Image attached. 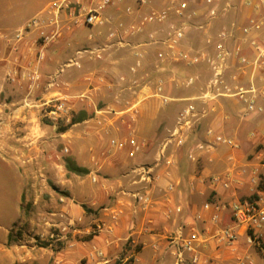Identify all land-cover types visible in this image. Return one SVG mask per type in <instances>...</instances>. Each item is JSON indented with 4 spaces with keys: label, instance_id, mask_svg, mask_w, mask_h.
Here are the masks:
<instances>
[{
    "label": "crops",
    "instance_id": "0c3cea01",
    "mask_svg": "<svg viewBox=\"0 0 264 264\" xmlns=\"http://www.w3.org/2000/svg\"><path fill=\"white\" fill-rule=\"evenodd\" d=\"M242 12L244 19L252 10ZM235 15L232 12L230 17ZM244 47L246 54L255 58L256 52ZM53 54L36 40H24L14 52L8 40L0 38V173L6 174L9 195L0 200V264H50L53 258L57 264H97L98 251L112 262L134 257L133 264H176L166 238L188 223L205 232L207 243L200 249L203 255L215 264H237L235 255L214 238L217 228L230 224L231 213L224 212L221 223L214 224L204 205L250 197L256 191L255 182H264V151L255 152L260 145L264 147V113L245 116L244 105L236 99L212 102L208 117L196 127L186 147L170 146L167 158L172 163L167 164L166 160L157 161L165 138L156 152H146L152 146L144 135V123L159 124L163 118L156 104L144 101L135 116L125 110L113 123L120 127L119 140L132 135L145 144L142 150L131 157L130 147L117 150L110 146L111 136L117 134L110 123L116 117L104 124L109 133L97 132L93 122L87 121L86 133L72 135L70 157L88 173H72L56 148L61 134L54 135L42 119L46 102L58 94L68 95L56 86L29 79L34 68L47 70ZM92 62L103 82L99 83L98 77L85 82L89 93L122 87L120 81L111 84L106 77L112 71L121 77L118 61L111 66L112 60L105 56ZM250 72L239 74L240 82L248 85L252 80L264 90V70L254 78ZM209 129L212 135L207 134ZM218 134L236 140L241 148L234 151L220 145L196 150L197 160L188 159L190 146L212 144ZM226 174L231 178L229 188L215 182ZM95 225L99 230L87 239L95 233ZM53 226L62 233L70 232L66 247L54 250L33 244L37 235H48ZM236 247L238 256L264 264V231L259 244H249L243 236Z\"/></svg>",
    "mask_w": 264,
    "mask_h": 264
},
{
    "label": "rangeland",
    "instance_id": "374dc122",
    "mask_svg": "<svg viewBox=\"0 0 264 264\" xmlns=\"http://www.w3.org/2000/svg\"><path fill=\"white\" fill-rule=\"evenodd\" d=\"M58 1L60 0H0V35L13 37L18 30L39 16L47 18L49 22L52 21L49 32H53L56 36L47 47L51 48L54 54L47 70L42 71V67H38V69L41 74V83L48 85L54 79L57 82L56 88L69 96V113L68 117L55 119L47 115L49 109L44 107L45 116L42 119L44 123L51 126L54 135L61 134L62 141L56 148L58 151H62L65 165L67 160H72L70 157L71 138L74 133H86L89 130L87 128L89 122H93V127L97 128V132L109 133L104 128L108 118L116 117L115 121L110 123L111 127L114 126L113 123L123 115V111L128 110L126 108L129 106L128 103L136 100L156 104L158 114L163 118L162 123L159 124L144 123V135L151 140L150 145L152 146L146 152H156L163 138L169 134V130L174 128L179 111L187 104L185 99L199 95L201 88L205 86L210 75L208 66L187 69L182 66L165 64L162 66L163 70L158 72L156 66L159 63L157 60L159 47L152 40L163 38L166 27L143 26L141 21L153 9L161 7V0H144V2L112 0V4L102 12L103 16L109 20L102 27H91L83 21L89 9L96 8L101 0H72L69 7L61 9L58 15L53 10L49 13L48 9L54 2ZM236 3L238 5L237 10L232 9L220 19L213 21L207 30L192 28L185 39L184 47L187 49L203 48L210 54H214L217 34L222 28L228 26L232 21H236L242 30V27L249 23L248 17L241 18L243 16L242 9L248 7L244 5L243 0H238ZM256 3L260 5L258 10L248 9L252 10L251 14L257 21L263 23L262 29L255 34L257 43L264 47V0H256ZM127 7H131V14L126 12ZM232 12L236 14L235 17H230ZM120 23H123L124 27L119 30ZM117 29L121 33L110 38V33ZM0 38L5 40L1 36ZM207 38L212 39L213 45H207ZM25 40H40L41 42L34 30L26 35ZM137 54L142 56L141 67L133 72L131 68L135 67L140 59ZM99 55L100 58L97 57ZM105 56L109 58V62L112 60L111 66L117 64L114 62L118 61V67L122 74L121 77L117 78L116 73L112 71L106 77L111 84L118 85L120 81L122 87H118L116 90L109 88L106 92L98 89L91 94L87 91L85 82L89 81L91 77H98L99 83L102 84L103 82L100 73L96 71L98 68L95 69L91 66L92 61L93 59L103 60ZM194 74L199 75L196 85L192 88L184 87L182 79ZM158 78L164 79L167 93L174 99L167 106L160 105L156 99L150 96L149 87L152 88ZM90 86L93 87L91 83ZM145 86L147 87L140 93L141 88ZM98 120L103 121L102 125L98 124ZM87 121L89 122L86 123ZM93 127L91 128L93 129ZM112 128L117 134L112 135L110 139H118L120 127L115 125ZM127 129L126 132L130 133L131 130ZM262 149L264 147L260 145L255 152L264 151ZM140 157L139 154L138 158ZM8 198L6 174L0 173V200ZM245 198L248 197L244 196L241 199ZM93 230L97 232L96 225ZM69 234L70 232L62 233L58 227L53 226L48 235H37L33 244L43 249L61 250L67 246L71 237ZM134 261V257L128 260L121 258L116 261V264H133ZM49 263L57 264V260L53 258Z\"/></svg>",
    "mask_w": 264,
    "mask_h": 264
},
{
    "label": "built area",
    "instance_id": "2783aa9c",
    "mask_svg": "<svg viewBox=\"0 0 264 264\" xmlns=\"http://www.w3.org/2000/svg\"><path fill=\"white\" fill-rule=\"evenodd\" d=\"M95 1V0H94ZM144 2V0H138ZM238 0H161L162 5L159 9H153L146 15L141 24L143 26L153 25L166 27L163 38L152 40L157 45V69L158 72L163 70V65L182 66L187 69H198L202 66H208L210 75L205 86L201 88L200 94L185 99L187 104L179 111L176 124L165 137L158 152V162L166 160L167 164L172 163V159L167 158L170 146L177 148L186 147L190 136L204 119H206L211 111L210 104L220 98L236 99L244 105L245 116L259 115L264 113V90H259L254 81L250 80L249 84L240 82L238 75L246 74L251 70L250 75L254 78L259 70H264V47L257 43L255 32H259L263 23L256 20L254 15L248 17V25L241 26L236 21H232L225 26L217 34L215 52L210 54L203 48L187 49L184 47L185 39L192 28L207 30L211 27L212 22L220 19L230 10H237ZM72 0H60L54 2L48 9L52 10L56 15L63 8H68ZM79 3V2H77ZM244 5L253 11L259 9L260 5L256 0H243ZM112 4V0H101L96 8H90L84 17V23L91 27H102L109 21L104 17L103 10ZM126 12L132 13L131 7H127ZM78 21V20H77ZM52 22V21H51ZM51 22L47 18L39 16L32 19L28 24L18 30L13 37L0 35L3 39L8 40L9 45L14 52H18L20 44L25 40L31 30L37 32L41 39L36 40L39 45L48 46L52 39L56 36L53 32H49ZM120 28L124 27L123 23L119 24ZM240 31L241 34H240ZM118 29L111 32L109 37L113 38L118 35ZM125 34L127 32L124 31ZM253 36V39H252ZM207 45H213L211 38H207ZM244 44L251 50L256 52L255 58H251L245 52ZM100 58V55L97 56ZM140 57L132 71L136 72L141 67L142 56ZM42 60V55H39ZM236 70L237 73L233 74ZM29 79L33 83L41 82V74L38 67L34 68L29 75ZM91 78L90 80H92ZM199 79L198 74L190 75L182 79V85L186 88H192ZM56 80H52L48 85L53 87ZM142 87L140 93L146 88ZM151 97L156 99L162 106H167L174 99L167 93V86L164 79L158 78L154 86L149 87ZM143 100H136L128 103V110L135 116L138 113ZM69 97L58 94L44 104L49 109L47 115L55 119H63L68 117L69 113ZM102 125V122H98ZM212 135L211 129L207 132ZM264 136V130H263ZM145 144L139 142L134 136L128 140L112 139L110 146L117 150H123L130 147L129 155L135 156L140 152ZM226 145L236 151L241 148L240 143L234 139L223 136L222 134L214 135L212 144L198 143L188 148L187 156L191 161H196V150L211 149L216 146ZM230 175L226 174L215 182H222L225 188H229L231 184ZM256 191L253 195L245 199H239L233 203H222L219 201H209L204 205V211L211 213V222L220 224L224 212L229 211L230 224L228 226L219 227L215 230L214 238L220 245L227 247L230 252L235 255L237 264H254L248 258L240 257L236 254V243L241 237H246L249 244H259L261 234L264 231V182L258 180L255 182ZM139 200L143 198L138 196ZM147 200V198H145ZM181 211V209H179ZM99 228L97 227V231ZM167 241L173 247V254L176 264H215L214 260L209 259L200 252V249L207 243L205 232L200 231L195 224H183L176 231L171 232L167 236ZM97 264H116L107 259L103 252H96Z\"/></svg>",
    "mask_w": 264,
    "mask_h": 264
},
{
    "label": "trees",
    "instance_id": "16d2710c",
    "mask_svg": "<svg viewBox=\"0 0 264 264\" xmlns=\"http://www.w3.org/2000/svg\"><path fill=\"white\" fill-rule=\"evenodd\" d=\"M63 131H65V130H63ZM66 167H67L68 171L72 172V173H76V174H80V175L88 173L87 169L79 167L73 160H67ZM95 234H96V232L90 234V236L87 239H90Z\"/></svg>",
    "mask_w": 264,
    "mask_h": 264
}]
</instances>
